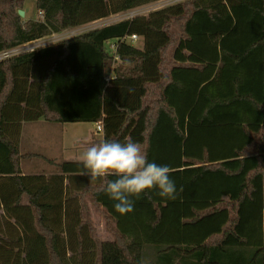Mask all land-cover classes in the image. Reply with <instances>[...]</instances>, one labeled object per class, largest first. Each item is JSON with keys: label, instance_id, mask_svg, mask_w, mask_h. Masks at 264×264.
<instances>
[{"label": "trees", "instance_id": "obj_1", "mask_svg": "<svg viewBox=\"0 0 264 264\" xmlns=\"http://www.w3.org/2000/svg\"><path fill=\"white\" fill-rule=\"evenodd\" d=\"M27 1L0 0V53L163 0H34L39 21ZM41 120L140 143L176 198H133L144 236L102 241L88 203L119 224L106 181L63 159L24 175L23 128ZM168 207L190 211L189 237H157ZM263 210L264 0H188L0 61V264H264Z\"/></svg>", "mask_w": 264, "mask_h": 264}, {"label": "rangeland", "instance_id": "obj_2", "mask_svg": "<svg viewBox=\"0 0 264 264\" xmlns=\"http://www.w3.org/2000/svg\"><path fill=\"white\" fill-rule=\"evenodd\" d=\"M188 0H163V1H159L150 5H146L140 8H137L136 10L130 12L131 14H121V15H115L110 17L109 19L106 20H102V21H98L96 23H93L91 25L85 26V27H81V28H77L74 30H68L65 31L61 34H57V35H53L50 37H47L43 40H40L39 43L37 44H29L31 45V47H34L35 50L41 49L43 47L46 46H50V45H54L56 43H59L61 41H64L66 39H70L73 38L75 36H79L81 34L87 33L89 31L98 29V28H102L104 26H108V25H112V24H116L118 22L124 21V20H128V19H132L134 17H147L149 16L151 13L164 9L168 6H172L181 2H185ZM20 11H24L25 12V17L24 18L26 21L29 20H42L41 17V12L37 9L36 6V2L34 0H28L26 2V4L24 5V7L22 8V10ZM38 42V41H37ZM131 43V42H129ZM134 46H136L137 48L142 47L143 45V41L139 40L135 43H133ZM112 46V45H111ZM110 44H108L107 47V51L109 52H113L111 49ZM223 63H220L219 66H223ZM45 123V122H44ZM48 126H55V125H59V124H51V123H47ZM223 127H226L224 125H222ZM55 127H60V126H55ZM225 137H226V145L228 144H232V139H229V131L225 130ZM93 133L98 134L97 132V127L94 124H70L67 125L65 130H64V135H65V142L64 145L66 147V151H67V155L69 158H75L78 157L80 158L79 160H81L80 155H83L82 150L79 151L77 148V145H82L85 146L86 143H78V140H82L83 141H89L92 138ZM103 133V131L101 132ZM99 133V134H101ZM63 134V133H62ZM102 137V134H101ZM91 146V144H87V147ZM75 154L79 155V156H75V157H71L74 156ZM63 160H73V159H63ZM171 179V177H170ZM89 209L92 212V221L93 224L97 230V235L98 237L102 240V241H108V240H112L114 239V231L113 229L115 228L114 226H119L125 233L128 234H132L134 236H136L137 238L143 237L145 234V225H144V219H142L140 216L139 218H137V216L135 214L129 213V214H120L118 213L114 206L112 211L115 212L116 216L119 218V224L117 223H113L111 222V226L109 228H107V224L105 221V218L96 213L93 205L89 202ZM163 212V217H162V222L161 225L159 226L158 229H156L154 232L157 234V237H160L161 235H166V237L169 235L171 238H180V239H184L190 236V230L183 228L182 224L180 223L181 218L187 214L190 213L189 210L186 211H181L179 209L175 210V208L172 210L169 207L165 208L162 210ZM262 223H263V234H264V210L262 212ZM219 220L214 221L213 223H218ZM180 223V224H179ZM212 222H210V224H208L204 229L207 228L206 232L210 233L211 230L210 228L213 227ZM205 231V230H204ZM193 232H197L200 234V232H202L201 228H197L194 229L192 231ZM191 233V234H192ZM178 238V239H179Z\"/></svg>", "mask_w": 264, "mask_h": 264}, {"label": "clouds", "instance_id": "obj_3", "mask_svg": "<svg viewBox=\"0 0 264 264\" xmlns=\"http://www.w3.org/2000/svg\"><path fill=\"white\" fill-rule=\"evenodd\" d=\"M81 162L84 168L81 175L90 176L91 183L106 181V194L115 201L114 208L120 214L132 212L133 198L139 199L153 189L162 198H176L171 169L149 162L138 142L104 140L93 143L81 156Z\"/></svg>", "mask_w": 264, "mask_h": 264}, {"label": "crops", "instance_id": "obj_4", "mask_svg": "<svg viewBox=\"0 0 264 264\" xmlns=\"http://www.w3.org/2000/svg\"><path fill=\"white\" fill-rule=\"evenodd\" d=\"M91 25V24H90ZM85 27V26H84ZM40 41H38L39 43ZM30 44H37V42H33ZM113 45V44H112ZM47 47V46H46ZM34 48V47H33ZM43 120L38 121L36 123L25 124L23 128L22 140H21V154L22 159H24L22 163L23 172L26 174H31L32 172H38L42 169H48L50 166L52 167V161H59L60 159H73L75 161L81 162L80 158L75 157L79 156L75 154V158H69L67 155L66 147L64 145L65 135L64 130L67 125H55L48 126L47 122ZM84 124V123H78ZM97 127V124H94ZM98 134L93 133L92 138L89 141L78 140V143H86L85 146L77 145L79 151L82 150L84 154L87 149V144H93L100 141H103V133L98 131ZM63 133V134H62ZM101 133L102 137H101ZM82 155H80L81 157ZM46 159V160H45ZM69 161V160H65ZM71 161V160H70ZM221 200L219 202H224L230 199L227 194L222 193Z\"/></svg>", "mask_w": 264, "mask_h": 264}, {"label": "built area", "instance_id": "obj_5", "mask_svg": "<svg viewBox=\"0 0 264 264\" xmlns=\"http://www.w3.org/2000/svg\"><path fill=\"white\" fill-rule=\"evenodd\" d=\"M127 14H131L130 12L129 13H126L125 15ZM41 17H42V13H41ZM140 38L136 35H134L132 38H129L128 41L131 42L132 44L139 41ZM38 43V42H37ZM111 49L113 52H109V54L118 59V56H117V47L115 44H113L111 46ZM35 49L33 47H31V45L27 44V45H24L20 48H16V49H12V50H9V51H6V52H2L0 53V61H3V60H6V59H10L12 57H15V56H18V55H21V54H24V53H28V52H32L34 51ZM97 129L98 131L102 132L104 127L102 125V123H99L97 124Z\"/></svg>", "mask_w": 264, "mask_h": 264}, {"label": "water", "instance_id": "obj_6", "mask_svg": "<svg viewBox=\"0 0 264 264\" xmlns=\"http://www.w3.org/2000/svg\"><path fill=\"white\" fill-rule=\"evenodd\" d=\"M19 14H20L21 17H25V12L24 11H20Z\"/></svg>", "mask_w": 264, "mask_h": 264}]
</instances>
